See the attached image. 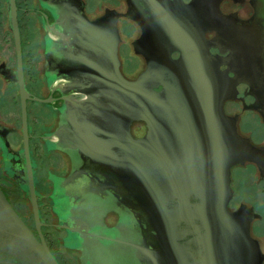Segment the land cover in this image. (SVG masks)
Segmentation results:
<instances>
[{"label": "water", "instance_id": "obj_1", "mask_svg": "<svg viewBox=\"0 0 264 264\" xmlns=\"http://www.w3.org/2000/svg\"><path fill=\"white\" fill-rule=\"evenodd\" d=\"M152 1L143 0L145 5ZM261 2L264 7V0ZM197 3L202 7L205 0H192L185 5L175 0L174 5L183 11L167 21L176 22L178 27L186 24L181 14L191 16ZM10 5L19 62L12 0ZM64 10L56 9L54 17L57 29L69 33L68 40L63 46L65 54L56 52L54 60L63 73L56 77L67 81L71 95L59 110L56 147L71 160V171L60 186L76 203L69 202L60 216L71 214V208L79 212L82 206L91 217L100 216L109 203L131 217V228L149 220L151 229L162 240V264L188 263L189 253L180 258L179 246L171 233L180 220L191 225L198 220L210 264H260L263 255L248 233L250 215L241 210L228 211L226 205L231 196V166L252 162L264 177V145L255 146L236 131V115H226L223 102L235 97L237 82H245L256 102L264 105V40L256 41L261 50L259 58L251 61L239 49L240 39L235 36L228 40L224 35L231 47L227 56L208 52L202 28L199 43L190 37H168L161 40L159 60L147 61L143 71L127 79L118 70L115 17L89 21L80 12L67 8L69 23L61 25L58 19L65 16ZM160 14L156 15L158 21ZM207 18L206 12L201 13L200 22ZM157 27L163 32L160 22ZM211 27L223 34L222 26ZM171 48L180 49L178 58L168 56ZM251 62L257 64L256 70L244 73ZM220 64H225L226 69L220 70ZM228 71L232 76L227 75ZM19 98L27 192L38 239L1 191L0 238L6 239L16 253L30 256L35 264H57L39 230L41 222L27 158L26 92L20 80ZM132 120L145 123L147 131L143 137H131ZM190 198L194 201L190 202ZM170 202L172 206L167 207ZM59 226L82 234L79 229ZM91 245V264H99L102 253L117 251V244L105 247L92 241ZM87 249L83 242L82 253Z\"/></svg>", "mask_w": 264, "mask_h": 264}, {"label": "flooded vegetation", "instance_id": "obj_2", "mask_svg": "<svg viewBox=\"0 0 264 264\" xmlns=\"http://www.w3.org/2000/svg\"><path fill=\"white\" fill-rule=\"evenodd\" d=\"M191 1L180 0L183 5ZM12 2L19 43V62L11 28L10 0H0V191L5 200L38 239L27 192V171L22 150L20 80L26 92L24 108L27 158L41 222L39 230L57 264H66L56 250L57 241L73 256L75 264H91L93 250L89 245L92 241L105 247L117 244L116 252L102 253V261L99 264H162L163 254L160 248L162 240L159 233L151 229L149 220L144 222V225L134 224L131 228L128 224L131 217L124 211L109 206V203L100 216L91 217L92 214L83 206L79 212L71 208V214L60 216V213L70 206L69 202L75 204L76 200L67 197L60 186L62 179L70 173L72 164L68 155L56 147V135L60 132L58 117L59 110L63 103H67L71 91H67L69 88L65 79L56 77L63 75L55 66L56 52L65 54L63 46L68 40L69 33L57 29L55 10L65 8V16L63 14L58 19L61 25L69 23L67 8L80 12L89 21L114 16L118 35L116 45L118 70L123 77L133 79L145 69L147 61L159 60V53L163 50L161 40H167L168 37L171 40L190 37L199 43L201 28L202 37L211 55L227 56L231 48L227 39L231 40L230 37L235 36L240 39L239 49L246 54L247 59L252 61L259 58L258 51L261 48L256 41L264 40V7L261 0H205L202 7L198 3L192 7L191 16L183 15L184 12L181 14V18H185L187 22L180 23V27L176 22L167 21L173 19L175 13L183 11L181 6L174 5L175 0H154L146 5L143 0H118L117 5L112 6L104 5L103 0H12ZM204 12L208 14V18L201 23V13ZM157 13L162 14L159 21ZM121 21L128 22L131 27L132 34L127 39L122 38L119 26ZM157 22L164 27H160L163 32H159ZM213 24L222 26L223 34L214 30L211 27ZM121 46L126 48V53L137 64L130 73L124 70ZM179 55L178 48H171L168 51L171 59H176ZM256 67L257 64L251 62L246 65L243 72L252 73ZM219 69L225 70L226 65L220 64ZM227 75L232 76V73L228 71ZM235 90V97L223 102V112L226 115H236L235 129L241 136L248 138L255 146L264 145V105L256 102L247 83L237 82ZM245 112L257 119L256 128L262 133L259 141H255L249 131L245 133L239 128L240 117ZM146 131V125L141 120H132L129 123V133L133 138L143 137ZM48 158L53 164L43 166L42 163ZM248 165L256 172V179L260 182L261 200L264 203V177L260 175L254 163L244 162L230 167L231 196L226 207L228 211L241 210L244 214L250 215L248 233L263 255L260 264H264V237L258 236L252 228V223L261 219V214L248 202L230 203L233 197V172L238 167ZM42 168L45 169L48 180L45 191L41 190L38 178L39 170ZM189 201L193 202L194 199L190 198ZM101 202L104 203L103 199ZM172 204L170 202L167 207H171ZM22 207H25L26 211ZM46 207L48 213L46 209L44 211L47 215L40 214L39 209L43 210ZM51 215L52 221L48 219ZM60 224L79 229L82 234L62 228ZM192 224L195 227L180 220L171 233L179 246V256L183 259L184 253L187 252L189 253L186 258L187 264H210L209 253L203 248L204 231L198 220H193ZM45 227L72 233L70 238L74 246L69 248L64 245L65 235L60 236L59 240L51 237ZM83 242L88 248L85 253L81 251ZM0 264L35 263L30 256L24 257L16 253L8 246L6 239L0 238ZM180 264L184 263L181 261Z\"/></svg>", "mask_w": 264, "mask_h": 264}, {"label": "rangeland", "instance_id": "obj_3", "mask_svg": "<svg viewBox=\"0 0 264 264\" xmlns=\"http://www.w3.org/2000/svg\"><path fill=\"white\" fill-rule=\"evenodd\" d=\"M117 3L118 0H103V4L108 6L117 5ZM119 26H120L122 38L123 39L129 38V36L132 34L129 23L126 21H121ZM126 51H127L126 48L121 46V59H122L123 67L127 73H130V71H132L137 67V64L128 55V53H126ZM254 118L255 116L252 117L251 114L245 112L240 117L239 128L242 132L245 133L249 131V133H251V137L255 141H259V139L262 138V133L259 130V128H256L257 119L255 120ZM49 163L53 164L52 162H50V159L48 158L47 160L44 161V163H42V165L48 167L50 165ZM38 178L41 182L40 184L41 190L45 191L48 180L44 168L39 170ZM232 189H233V197L230 202L231 204L237 203L238 201L248 202L252 204L255 210L261 214L262 216L261 219L255 220L252 223V228L258 236L264 237V203L261 200L260 182L257 181L256 172L253 170L251 166L249 165L241 166L234 170L232 175ZM22 208L23 210L26 211L25 207ZM45 209L47 210L48 213V208L46 207L43 210L39 209L40 214L42 213L44 215H47V213L44 211ZM52 217L53 215L49 216L48 219L52 221L53 220ZM45 230L48 231L49 235L55 238L56 240H59L60 236L65 235L66 238L64 240V245L69 248H72L74 246L70 238V235H72V233L65 232L66 233L65 234L63 229H59L57 231L51 227H45ZM56 250L58 251V255L63 259V261L64 262L66 261L65 262L66 264H75V260L73 256L61 245L59 241H57Z\"/></svg>", "mask_w": 264, "mask_h": 264}]
</instances>
